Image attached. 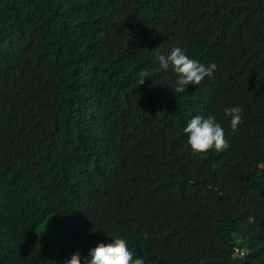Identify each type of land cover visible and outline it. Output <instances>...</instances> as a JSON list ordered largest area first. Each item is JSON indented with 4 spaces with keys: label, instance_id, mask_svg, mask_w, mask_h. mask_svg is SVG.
<instances>
[{
    "label": "trees",
    "instance_id": "16d2710c",
    "mask_svg": "<svg viewBox=\"0 0 264 264\" xmlns=\"http://www.w3.org/2000/svg\"><path fill=\"white\" fill-rule=\"evenodd\" d=\"M177 47L217 66L183 93ZM195 115L228 148L194 153ZM117 236L145 264H264V0H0V264Z\"/></svg>",
    "mask_w": 264,
    "mask_h": 264
},
{
    "label": "clouds",
    "instance_id": "9594fccd",
    "mask_svg": "<svg viewBox=\"0 0 264 264\" xmlns=\"http://www.w3.org/2000/svg\"><path fill=\"white\" fill-rule=\"evenodd\" d=\"M157 60L162 69L167 70L171 65L177 73L174 92L183 93L186 86L199 85L205 77H211L217 70L215 63L208 66L189 58L181 48H174L167 56L158 54ZM147 76L146 73H141ZM142 79L140 83H143ZM242 108L239 106L225 109V114L231 117V128L235 131L242 121ZM188 134V144L194 153H207L209 150L224 151L229 144L224 130L213 115L204 117L195 115L184 127ZM91 260L87 264H145L143 256L134 257L125 239L113 237L111 243H100L91 250ZM66 264H81L79 253H74Z\"/></svg>",
    "mask_w": 264,
    "mask_h": 264
}]
</instances>
